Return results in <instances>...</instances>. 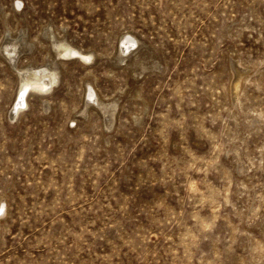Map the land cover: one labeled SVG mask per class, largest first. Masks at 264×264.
<instances>
[{
    "label": "rangeland",
    "instance_id": "obj_1",
    "mask_svg": "<svg viewBox=\"0 0 264 264\" xmlns=\"http://www.w3.org/2000/svg\"><path fill=\"white\" fill-rule=\"evenodd\" d=\"M10 41L0 264H264V0H0ZM54 61L16 114L12 66ZM86 81L117 106L85 107Z\"/></svg>",
    "mask_w": 264,
    "mask_h": 264
},
{
    "label": "bare ground",
    "instance_id": "obj_2",
    "mask_svg": "<svg viewBox=\"0 0 264 264\" xmlns=\"http://www.w3.org/2000/svg\"><path fill=\"white\" fill-rule=\"evenodd\" d=\"M47 36L49 42L52 45L53 52L55 56L59 58V60L65 62L66 60L77 59L80 62H83V64H86L89 68L93 67L94 65L93 59L95 55L94 52L82 51L81 49L75 47L74 45H72V43L68 42L66 39L63 38L56 40L55 35L52 33H48ZM136 43H138V41L132 38L131 36L124 37L121 40L122 46L120 50V55H118V57L121 58L122 54L126 53L127 51H131V48L134 47ZM16 44H17L16 42L10 41L8 44L6 45L3 44L0 46L1 53L5 57L9 58L11 61L14 60L19 53L15 50ZM12 69H14V72H16L19 75V86H18L17 96L20 95L21 97L22 95V97H26V99L24 100L25 103H23L21 97L14 105V112L16 114H18L19 111L23 109L24 105L28 106L27 97H29L32 94L50 95L52 91L55 89V87L59 85L60 82L61 71L59 68V63L56 61L50 63L49 65L44 64L34 68L32 67L17 68L15 66H12ZM237 85L238 84H236L235 86L236 89H237ZM94 86L95 85H93L91 81L85 82V87L83 90L85 107H87L88 104L93 103L96 104V106L100 110L105 111L107 109V105L110 103H113L114 104L113 106H117L116 101L105 103V101L98 96V93ZM83 112H85L86 114L88 113L86 109H84ZM5 207H6L5 203L0 205V215L2 213L3 214L6 213Z\"/></svg>",
    "mask_w": 264,
    "mask_h": 264
}]
</instances>
